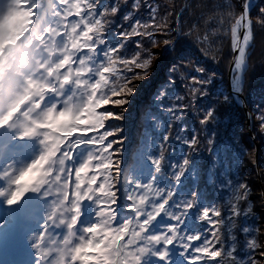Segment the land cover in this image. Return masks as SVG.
Returning <instances> with one entry per match:
<instances>
[{"label":"snow or ice","instance_id":"snow-or-ice-1","mask_svg":"<svg viewBox=\"0 0 264 264\" xmlns=\"http://www.w3.org/2000/svg\"><path fill=\"white\" fill-rule=\"evenodd\" d=\"M45 3L47 9L40 15ZM252 4L253 0H243V11L235 12V19L229 17L227 29L218 23L224 16L217 18L219 31L226 30L231 41L227 52H212L205 46L211 33L193 39L191 25L181 21L182 13L177 14L174 25H169L172 11L165 8L161 14L159 6L149 0H0V29L23 26V39L13 55L30 65L18 76L10 74L0 81V100L5 101L0 106V129L19 128V139L39 137L43 146L39 157L18 173L10 165L0 174V179L9 181L8 188L0 190V197L7 196L6 203L12 206L26 193L43 188V194L52 199L45 224L34 238L37 264H151L153 258L172 264L174 247L181 250L184 264H264V227L250 229L239 224L241 217L252 214V190L246 182L233 186L225 204L201 209L197 219L208 226L206 232L183 230L185 220L199 203L197 192L193 190L189 198L177 197V189L186 178L197 179L192 167L194 154L202 150L212 153L214 149L215 134L209 132V126L215 128L223 122L220 106L235 100L247 108L240 97L252 67L250 46L256 29L264 32V7L254 17ZM122 8L125 11L121 14ZM234 9L223 0L213 11L227 15ZM118 14L120 23H115ZM113 24L119 41L114 45L107 39ZM181 38L199 44V53L217 65L223 63L221 55L225 60L232 57L230 91L213 96L210 105L202 102L211 96L219 73L191 60H179L187 51ZM129 43L132 51L124 54ZM211 43H223V36ZM158 59L166 61L165 67L171 64L174 78L169 86L179 82L185 93L170 98V104L165 105L167 89L161 90L156 97L161 111L173 122L191 112L199 127L192 129L190 137L185 127L175 129L170 136L173 124L169 123L158 155L150 157L152 181L125 177L129 184L125 199L131 215L117 224L123 138L116 122L123 119L129 97L138 82L151 75ZM25 97L31 98L14 111L15 101ZM246 116L264 136V108L248 109ZM170 139L187 148L179 163L167 160ZM244 151L255 166V149ZM78 153H87L79 164ZM166 164L172 184L160 187L156 176ZM36 170H41L43 177L26 183ZM85 203L95 206V222L81 233L78 226ZM161 215L171 223L153 232L152 226ZM53 229L64 232L56 235ZM238 229L244 235L242 250ZM241 251L246 256L242 257Z\"/></svg>","mask_w":264,"mask_h":264},{"label":"trees","instance_id":"trees-1","mask_svg":"<svg viewBox=\"0 0 264 264\" xmlns=\"http://www.w3.org/2000/svg\"><path fill=\"white\" fill-rule=\"evenodd\" d=\"M105 2H110V0H101V3ZM149 2L158 5L161 14L165 8L172 11V15L168 16L169 25H174L177 14L182 13L181 21L185 26L191 25L193 39L211 33L205 46L210 47L212 52H216L218 49L227 52L231 37L226 30L219 31V24L216 23L217 18L224 16L223 21L218 23H222L223 27L227 29L230 22L229 17L235 19V12L242 11L243 0H228L235 9L227 15L213 11L216 5L223 3V0H149ZM186 4L188 5L187 8H185ZM261 7H264V0H259L251 15L254 17L259 15ZM45 9H47L46 3L43 5L41 15ZM124 11L125 9L122 8L121 14ZM202 14L205 16L203 20L199 19ZM119 15L115 18V23H120ZM23 31V26H19L18 29H8L3 35L0 33V39L1 37L4 39L13 37L15 40L19 33L24 34ZM117 31L118 29L113 24L107 32L108 42L113 45L119 43L114 35ZM9 32L14 35L11 36ZM217 36H223V43L212 44L211 42L216 40ZM181 39L187 46V51L178 57L179 60H191L219 73V78L213 81L211 86V96L204 98L202 102L210 105L213 102V96L230 91L229 65L232 63V57L229 56L225 60L224 56L221 55L220 60L223 63L217 65L215 62L206 60L199 53V44L195 45L189 40ZM131 51L130 43L126 44L123 50L124 54H129ZM172 55L175 56L176 52L173 51ZM207 58L211 60L210 56ZM249 62L252 67L246 73L247 85L243 94L248 108L258 110L264 108V32L259 29L255 31V38L249 53ZM165 64L166 61L163 59L154 62L151 75L146 80L138 82L136 91L129 97V103L125 106L126 111L123 119L116 122L122 129L120 135L123 138L120 153L122 176L119 185V204L116 207L117 224L125 222L131 215L125 199L129 189L125 177H131L137 182L149 183L152 181L154 168L150 157L158 155L159 145L165 134L168 133L169 123L173 124V129L169 132L170 136L175 133V129L185 127L190 137L192 129L199 127L191 112H188L182 119L173 122L166 112L161 111L160 104L156 101L161 90L167 89L168 95L163 101L165 105L170 104V98L176 95H185L181 83L178 82L174 86H169V80L174 77L171 72V64H168L167 67ZM193 75L195 74L193 73ZM218 113L223 122L215 128L209 126V132L215 134V146L212 153L202 150L194 154L192 167L197 179L194 181L188 177L177 189L178 198H189L193 190L198 194L199 203L183 225V230L188 233L206 232L208 226L197 219L201 209L213 204H225L231 196L233 186H238L241 182H246L252 190L249 196L252 214L241 217L240 226L250 229L264 227V196L261 195L264 193V136L259 135L256 127L250 122L249 127L254 140L251 139L248 133L246 111L235 100L230 104L221 105ZM152 117H155V122L152 121ZM245 149L249 152L255 149V166L247 159ZM186 151L185 145L175 139H170L168 162H181ZM86 155L87 153H78L77 164L85 159ZM258 169L260 170L259 174ZM156 181L160 187L171 186L168 164L156 176ZM94 208L95 206L91 203H85V214L93 223L95 222ZM170 223L171 221L166 216L161 215L153 224L152 231L160 232ZM236 236L242 250L244 248V235L238 229ZM240 255L243 257L246 256V253L241 251ZM170 260L172 264H184V257L179 248L171 249ZM151 264H164V262L153 258Z\"/></svg>","mask_w":264,"mask_h":264},{"label":"rangeland","instance_id":"rangeland-1","mask_svg":"<svg viewBox=\"0 0 264 264\" xmlns=\"http://www.w3.org/2000/svg\"><path fill=\"white\" fill-rule=\"evenodd\" d=\"M18 129L16 130L15 128H8L4 133H3V138L5 139V140H7L10 136H11V134L13 135V136H16L15 138H18L19 137V134H18ZM12 143L11 144H9V145H7L6 147V149L5 150H3L2 152H1V154H3V155H5V159L6 160H9L10 158H12L13 156H16L18 153H19V151L21 150V149H23V147H22V145H19V147H18V149H17V151H12V149H11V147H12ZM9 147V148H8ZM19 162H20V160H19ZM19 165V167H21V168H24V165H25V161H23L22 160V162L20 163V164H18ZM37 251V250H36ZM16 251H13V253H15Z\"/></svg>","mask_w":264,"mask_h":264},{"label":"water","instance_id":"water-1","mask_svg":"<svg viewBox=\"0 0 264 264\" xmlns=\"http://www.w3.org/2000/svg\"><path fill=\"white\" fill-rule=\"evenodd\" d=\"M258 1H259V0H255L254 3L252 4L251 12H252V9L254 8V6L258 3ZM241 8H242V7H241ZM242 11H243V8H242ZM229 78L231 79V68H230V72H229ZM240 100L243 101V104H246V105H247L246 100H245V98H244V95H243L242 93H241ZM239 105H241L242 107H244L241 103H239ZM244 109H245L246 112H247L248 107H247V108L244 107ZM249 124H250V121H248V126H249ZM249 135H250L251 139L254 140V137H253V135H252V133H251L250 127H249Z\"/></svg>","mask_w":264,"mask_h":264},{"label":"clouds","instance_id":"clouds-1","mask_svg":"<svg viewBox=\"0 0 264 264\" xmlns=\"http://www.w3.org/2000/svg\"><path fill=\"white\" fill-rule=\"evenodd\" d=\"M23 39V37L21 38ZM38 177H43V172L41 170H36L33 173L30 174V176L27 178L26 183H32L36 181Z\"/></svg>","mask_w":264,"mask_h":264},{"label":"bare ground","instance_id":"bare-ground-1","mask_svg":"<svg viewBox=\"0 0 264 264\" xmlns=\"http://www.w3.org/2000/svg\"><path fill=\"white\" fill-rule=\"evenodd\" d=\"M255 0H253V3H254ZM4 258V254H1L0 255V259H3Z\"/></svg>","mask_w":264,"mask_h":264}]
</instances>
